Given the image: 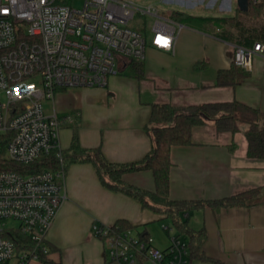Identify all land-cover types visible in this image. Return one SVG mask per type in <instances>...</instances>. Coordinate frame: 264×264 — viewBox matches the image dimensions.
Segmentation results:
<instances>
[{"label":"crops","instance_id":"0c3cea01","mask_svg":"<svg viewBox=\"0 0 264 264\" xmlns=\"http://www.w3.org/2000/svg\"><path fill=\"white\" fill-rule=\"evenodd\" d=\"M209 1V7L217 3ZM228 2V8L218 7L220 13L200 16H230L222 13L230 9ZM195 6L200 7L178 3L172 11L197 15L191 11ZM241 21L243 34L238 33L233 41L218 37L209 25L179 22L174 51L149 43L141 78L134 74L130 60L120 57L119 72L110 76L106 86L59 89L54 100L45 101V110L48 115L56 112L62 120L61 150H68L77 135L83 148L100 147L110 162H137L152 147L146 127L156 103L187 106L236 100L257 108L264 117V56H254L252 68L238 86L216 85L219 70L233 64L235 46H252L264 33L263 21ZM239 127L236 133L218 132L213 121H207L193 129V144L172 148L169 194L174 200L205 202L261 189L249 206L206 204L185 215L188 228L205 231L200 247L205 259L191 257V264H264V159L248 156L249 124L242 122ZM66 171L68 197L46 235L48 259L61 264H118L108 258L104 243L94 234L95 224L113 225L118 220L153 236L158 247H167L168 240L162 241L154 223L169 219L164 214L108 189L91 162L73 163ZM124 181L142 189L155 188L149 170L127 173ZM176 232L190 242L185 234ZM10 264L18 262L13 259ZM26 264L44 263L31 259Z\"/></svg>","mask_w":264,"mask_h":264},{"label":"built area","instance_id":"2783aa9c","mask_svg":"<svg viewBox=\"0 0 264 264\" xmlns=\"http://www.w3.org/2000/svg\"><path fill=\"white\" fill-rule=\"evenodd\" d=\"M75 1L0 0V135L12 134L6 157L27 165L57 151L60 163L38 173L0 172V264L48 256L46 235L68 197L59 143L62 120L56 112L46 113L45 101L62 88L106 86L119 72L120 57L143 61L147 37L129 25L137 13L156 17L153 47L175 49L176 22L153 7L131 0H81L76 7ZM251 1L262 8L264 21V0ZM256 55L264 56V39L236 45L233 61L250 70ZM164 229L165 248L153 236L118 224H95L94 234L118 264H191L189 243L171 233L172 226ZM19 234L32 246L18 249Z\"/></svg>","mask_w":264,"mask_h":264},{"label":"trees","instance_id":"16d2710c","mask_svg":"<svg viewBox=\"0 0 264 264\" xmlns=\"http://www.w3.org/2000/svg\"><path fill=\"white\" fill-rule=\"evenodd\" d=\"M237 13L240 15L200 16L185 11L174 10L171 12L170 17L176 22L191 26L204 27L209 25L218 37L227 41H233L237 38L238 33L243 34L244 26L240 16L259 19L262 8L254 5L249 0L248 10L242 11L237 7ZM263 39L264 33L258 41ZM130 65L136 77L141 78L144 73L143 62L131 59ZM247 75L248 71L236 65L233 61L229 69L219 70L216 85L236 87L243 82ZM207 121H213L218 132L229 131L232 133L239 131L240 123H248L249 128L246 131L248 156L264 159V117L261 116L257 108L236 100L232 102L204 103L187 106L156 103L152 104L151 116L146 127L152 138V147L143 159L132 163L110 162L106 159L100 147L83 148L79 143L77 135H75L71 147L66 151L62 150L64 167L67 170L71 164L76 162L93 163L104 186L112 191L122 192L136 198L144 208L164 214V217L171 220L175 229L189 238L191 257L205 259V256L200 254V247L205 237V231L194 232L188 228L187 217L185 215L189 214L192 209L200 208L206 204L217 207L249 206L254 203L261 191L260 188H252L229 197L205 202L174 200L170 197L172 148L178 145L193 144V129L206 124ZM11 135V133L0 135V172L17 171L22 174H31L46 169L59 168L60 163L57 151L42 155L27 165L9 160L6 157V146ZM141 170L152 172L155 182L154 190L142 189L124 181L125 174ZM115 224H118L121 228L132 227L126 220H118ZM18 240L20 243L18 249L32 246V242L21 234L18 235ZM40 260L44 264H61L53 262L44 254L40 256Z\"/></svg>","mask_w":264,"mask_h":264},{"label":"rangeland","instance_id":"374dc122","mask_svg":"<svg viewBox=\"0 0 264 264\" xmlns=\"http://www.w3.org/2000/svg\"><path fill=\"white\" fill-rule=\"evenodd\" d=\"M66 1L69 2L70 0H66ZM131 1L138 7H153L159 11L160 16L170 18V19H171L170 17L171 11L174 5H178V3L185 5L186 7H191L193 6V4L197 3L198 6L200 7L195 6L191 10L193 13L197 15H201V14L208 15V14L220 13L217 10L218 7L222 9L223 7H227V8L229 7L228 0H222V1L217 0V3H215L211 7H209L208 5L210 2L209 0H206L205 2L204 0L203 1L201 0H131ZM230 2H231L230 9L222 13L230 15V16H235V15L239 16L240 14L237 13L238 1L230 0ZM74 5L76 7H80L82 5V1L76 0ZM240 18L249 20L250 17L240 16ZM155 20H156V17H154L153 15H143L141 13H137L134 19L129 23V25L133 27L134 29L142 31L146 35L148 43H150V40L152 38V27H153ZM258 20L263 21L261 15ZM179 25L180 23L176 22V28H179ZM11 223H15V222L11 221ZM154 223L156 224L155 229H157L162 241L165 242L168 240V244H169V235L167 236L168 232L164 229V225L166 224V225L172 226L173 230H171L170 232L174 233L176 229L173 226L171 220L170 219H164V220L160 219V220H156ZM135 233H138V232L135 230Z\"/></svg>","mask_w":264,"mask_h":264},{"label":"water","instance_id":"95a60500","mask_svg":"<svg viewBox=\"0 0 264 264\" xmlns=\"http://www.w3.org/2000/svg\"><path fill=\"white\" fill-rule=\"evenodd\" d=\"M238 1V7L242 11H246L249 8V0H237ZM205 118H207L205 115H203Z\"/></svg>","mask_w":264,"mask_h":264}]
</instances>
